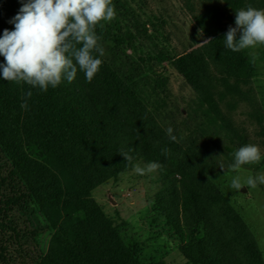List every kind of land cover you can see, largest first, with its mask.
<instances>
[{
	"label": "trees",
	"instance_id": "1",
	"mask_svg": "<svg viewBox=\"0 0 264 264\" xmlns=\"http://www.w3.org/2000/svg\"><path fill=\"white\" fill-rule=\"evenodd\" d=\"M178 1L205 38L186 52L161 50L149 27L136 22L133 30L97 27L105 54L91 82L78 72L72 82L42 91L0 75V264H77L56 234L63 208L151 161L162 165L155 170L154 210L175 234L197 240L199 264H264L252 232L211 179L250 143L234 124L237 109L257 125L264 153L253 68L223 40L236 10L262 9L264 0H220L223 7L218 0ZM21 6L0 0V36L13 29L9 20ZM145 41L151 42L147 52ZM164 63L190 91L183 111L168 110ZM169 126L176 141L166 134ZM129 148L131 164L119 154ZM88 219L97 264H140L138 244L125 243L102 212Z\"/></svg>",
	"mask_w": 264,
	"mask_h": 264
},
{
	"label": "rangeland",
	"instance_id": "2",
	"mask_svg": "<svg viewBox=\"0 0 264 264\" xmlns=\"http://www.w3.org/2000/svg\"><path fill=\"white\" fill-rule=\"evenodd\" d=\"M113 4L115 18L98 28L110 26L114 31L133 30L137 22L149 27L152 41L169 53H183L205 42L178 0H113ZM195 10H201L199 3H196ZM144 43L147 47H143V52L152 49L151 42ZM242 52L253 68L251 86L264 113V46ZM253 54L257 57L255 63L252 62ZM162 67L166 70L171 92L168 110L174 111L177 107L183 111L191 97L190 91L168 64L164 63ZM168 121L165 119L162 123ZM233 121L238 129L246 132L247 140L259 145L263 153L258 127L247 121L243 108L237 109ZM223 147V143H218L220 151ZM137 164L145 167L141 162ZM133 169L114 176L63 208V219L56 230L61 243L71 251L77 264H97L88 215L100 211L125 243L138 244L140 264H199L197 240L190 238L185 231L181 236L175 234L154 210V195L159 188L155 171L139 175ZM227 170L215 173L211 179L248 226L264 258V184L235 191L229 186L231 177L224 176ZM261 173H264V164L260 161L243 165L238 174L243 182L249 175Z\"/></svg>",
	"mask_w": 264,
	"mask_h": 264
},
{
	"label": "clouds",
	"instance_id": "3",
	"mask_svg": "<svg viewBox=\"0 0 264 264\" xmlns=\"http://www.w3.org/2000/svg\"><path fill=\"white\" fill-rule=\"evenodd\" d=\"M18 13L9 20L14 27L4 29L0 36V75L8 82H23L47 91L62 81L72 82L78 72L91 82L102 66L104 48L97 35V26L103 27L116 16L113 0H20ZM225 48L233 52L264 46V9L248 5L235 11V26H229L224 35ZM257 57L252 55V62ZM31 96V92L27 93ZM27 107V104L23 105ZM166 134L176 141L173 128ZM133 149H121L120 155L131 164ZM161 153L168 155L169 149ZM264 159L259 145L248 143L233 153V162L224 176L231 177L230 188H256L264 184V173L249 175L243 182L239 170L243 165L256 164ZM151 161L145 167L139 164L134 171L139 175L161 168ZM223 169V168H222ZM233 173H236L233 175Z\"/></svg>",
	"mask_w": 264,
	"mask_h": 264
},
{
	"label": "water",
	"instance_id": "4",
	"mask_svg": "<svg viewBox=\"0 0 264 264\" xmlns=\"http://www.w3.org/2000/svg\"><path fill=\"white\" fill-rule=\"evenodd\" d=\"M245 190L244 189H242V192H244Z\"/></svg>",
	"mask_w": 264,
	"mask_h": 264
}]
</instances>
